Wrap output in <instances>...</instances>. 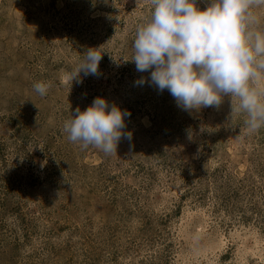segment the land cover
Listing matches in <instances>:
<instances>
[{"label": "rangeland", "instance_id": "obj_1", "mask_svg": "<svg viewBox=\"0 0 264 264\" xmlns=\"http://www.w3.org/2000/svg\"><path fill=\"white\" fill-rule=\"evenodd\" d=\"M150 12L151 0H0V264H264V128L230 121V97L184 111L136 71ZM90 48L104 53L98 75L72 84ZM97 97L131 113L132 139L111 155L62 130Z\"/></svg>", "mask_w": 264, "mask_h": 264}, {"label": "clouds", "instance_id": "obj_2", "mask_svg": "<svg viewBox=\"0 0 264 264\" xmlns=\"http://www.w3.org/2000/svg\"><path fill=\"white\" fill-rule=\"evenodd\" d=\"M259 8L264 0H210L203 9L197 0H151L149 18L135 31L131 61L137 72H150L151 84L167 90L184 111L219 108L230 97V121L243 114L248 132H255L264 128V27L254 11ZM97 49H88L73 69L72 84L82 83L81 73L98 75L104 53ZM50 87L48 81L33 85L40 96ZM130 116L97 97L85 110L77 107L62 130L70 142L111 155L122 138L132 139V132L125 131ZM187 136L194 139L191 129Z\"/></svg>", "mask_w": 264, "mask_h": 264}, {"label": "trees", "instance_id": "obj_3", "mask_svg": "<svg viewBox=\"0 0 264 264\" xmlns=\"http://www.w3.org/2000/svg\"><path fill=\"white\" fill-rule=\"evenodd\" d=\"M5 201H7V200H5Z\"/></svg>", "mask_w": 264, "mask_h": 264}]
</instances>
